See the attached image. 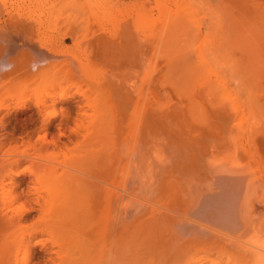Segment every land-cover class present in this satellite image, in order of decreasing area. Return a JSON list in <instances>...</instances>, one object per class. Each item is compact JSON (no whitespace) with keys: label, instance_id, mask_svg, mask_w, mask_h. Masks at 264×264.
<instances>
[{"label":"bare ground","instance_id":"bare-ground-1","mask_svg":"<svg viewBox=\"0 0 264 264\" xmlns=\"http://www.w3.org/2000/svg\"><path fill=\"white\" fill-rule=\"evenodd\" d=\"M212 7L220 19L205 32V54L180 46L182 54L166 55L175 71L154 54L164 71L149 61L141 81L120 77L107 97L103 88L121 63L113 65L119 72L110 66L120 61L107 64L113 74L101 82L76 56L67 77L14 83L23 75L17 50L34 64L55 57L60 43L31 33L43 20L24 5L0 8V95L7 90L11 99L0 97V264H264V0ZM162 9L156 31L137 32L142 46L173 24L188 27L189 19H168ZM189 26L204 35L201 25ZM72 30L60 37L79 42ZM130 37L129 47L139 43ZM128 52L122 75L139 70L133 61L146 53ZM178 53L210 61L193 73L177 64ZM160 71L159 80L151 76Z\"/></svg>","mask_w":264,"mask_h":264},{"label":"rangeland","instance_id":"rangeland-1","mask_svg":"<svg viewBox=\"0 0 264 264\" xmlns=\"http://www.w3.org/2000/svg\"><path fill=\"white\" fill-rule=\"evenodd\" d=\"M214 3H216V0H213V1H209V0H0L1 10L6 9V8H11V6H17L20 4L24 5L26 7V10L29 13H32V16L34 18L37 17L38 19H40V21L43 20V22H44L43 23L41 21L42 26H41V24H38L41 26L40 29L34 28L31 30V33H35V35H38V37H40L41 39L43 38L45 40H51V38H52L53 41L60 43L56 47V54H55L56 56L55 57L50 58V59H46V60H43L39 63H34V64H32V62H33L32 58L33 57H32V54L30 52H27L25 49L17 50L15 55H14V58L16 57L15 60H16L17 64H19V66L21 67V69L23 71V75L21 74V77L13 80V82L14 83H19V82L26 83V82H28L33 87V86H36L41 81L44 82L45 80H52L55 77H63V78L67 77L68 74L70 73V70H71V65H72L71 60L76 56H79V58L81 59L79 62V65L81 67L89 68V74L90 75L88 74V76H90V77L93 76V78H94L96 75L97 76L95 78L96 81H97V79H99L97 82H101L104 79L102 77H105V75L110 77L113 74V72L110 70L111 68L108 67L109 65L112 64L113 61H117V62L120 61V62H118L117 65H115L116 62H115V64L113 63L112 66H110V67H112V70H114V69L117 70V68L113 67V65L117 67L118 64L121 63V64H119L120 67L118 68V70L121 68L119 71L122 72V70H123L122 65H123L125 60L123 61L120 58L121 57L126 58L128 51H129L128 55H129L130 51H131L130 54L133 53L134 55H135V53L140 52V51H144V53L146 52L145 53L146 57L144 55L140 54V56L142 58L139 57L137 60H135L138 63L133 61V63L140 65V68H138L139 70H137L135 72H132V68H131V72L133 75H130V71L128 70L129 68H127L126 71H129V72H127L126 75H122V73H120L117 70L119 72V73L118 72L117 73L120 76H117L118 74H114L110 78L107 79L108 81L110 80V82H109L110 85H108L109 84L108 83L106 87H104V88L102 87L104 94H106L105 97H107V95H108L107 92L111 88V85L115 84V87H118V86L120 87L121 84L123 83V82L121 83V80L124 81V84H131L134 82L141 81V78L139 76H141L142 74H144L146 72L144 69L147 70L148 68H150V65H151L152 70L155 71L158 68V66L162 65V63H160V65L157 64V63H159V61H158L159 59H157V57L154 58V54H156V56H158V57H159V54L161 56L164 55L163 59L165 58L166 62L164 60L163 61L167 64L169 63L168 68L173 69V70L176 67L172 68L173 65H170V62H169L170 56L168 55V58H167L166 55L170 52L173 55L174 52L178 48H179V50L182 49V48H180V46L188 45L190 47V49L191 48L195 49L196 47H199V51L200 52L202 51L205 54L207 47H208V41H209V38H207L208 36L206 35V37H205V32L207 30H209L208 27L210 25V22L213 21L215 16L217 18V15L219 13V12L218 13L216 12L217 15L215 14V10L212 7ZM129 4L130 5L137 4V6H139V7H138V9H134V11H132L133 9H131V10L125 9L124 7L129 5ZM75 8L81 10V13H79L80 11L77 10V14L78 13L81 14L79 18H77L79 15L77 17L74 16V15H76L75 14L76 13ZM162 8H165L166 15H167L168 19L176 18L177 16L181 17V18L185 17V18L189 19L188 20L189 21L188 27H191V26H189L190 23L192 26H195L197 24L201 25L202 30L204 31L203 32L204 35L202 34L200 37V35L197 36L198 34L196 35L195 33H192L191 32L192 30L189 31L190 29H192V27L189 28L188 30H186L188 27L185 29V27H183V26H180V25L177 26V24L176 25L173 24L175 27L173 28L172 27L173 25L171 26V28H173V31L171 30L172 33L171 34L169 33L170 35L167 33V36H165V34H163L162 37L160 36L159 40H161V39L163 40V38H164L163 41L162 40L158 41L157 39H155V40L152 39V41H154V43H153L150 40L153 43V44L150 43L152 45V48H150L151 46L148 47L150 45L149 43L147 44V46H142L144 43L141 42V40L138 38L139 36H141V35H139L140 34L139 31L143 32V33L141 32L143 36H145L147 33H149L151 31L150 30L151 28H153V30L156 31L157 29H155V28L159 25L158 23H160V20H158V19H160L159 16L161 15L160 10L164 11ZM52 9H54V10L51 12ZM140 9H141V11L143 9H145V10H143L144 13L142 11L143 15L139 17L137 12H138V10L140 11ZM64 10H66V11H64ZM3 12H6V10H3ZM109 12L112 13L113 16H117V17L121 16V18H123V17L124 18L125 17L131 18L130 15H132V20L129 19L131 23L130 24L128 23L129 21H127L128 20L127 18L124 20L120 19L117 21H113L114 23L113 22L108 23L106 21L101 22L100 19H98L99 16H102L103 14L109 13ZM70 13L72 16L70 15ZM121 14H124V15H121ZM219 15H218V17L220 19ZM64 16H65V18H64ZM72 17H73V19L76 17L75 22H77L76 20L80 19L78 21L79 23H74L73 21H68V18H70L69 20H71ZM163 17L164 16H162L161 19H163ZM59 19H62L63 21H61ZM81 20H83V22L80 24ZM125 20H126V22H125ZM71 23H72V25H71ZM211 23L214 24V22H211ZM75 24H77L76 27H75ZM70 25L72 26V28L70 27ZM68 27H70L71 29L69 28V30H68ZM74 29H75V31H74ZM144 29H146V30L148 29L147 32ZM70 30H72V32L74 31V33L77 36H79V38H80L79 42H74L72 37H68V39L67 38L64 39L63 37H60V36H64L65 33L63 34V32H67ZM242 30L240 29V31H239V35H241V36L243 35L241 32L245 33L244 35H246L248 32L252 31V29L251 30L249 29L248 32L245 31L246 29H244V31H242ZM126 33H128L129 36H126ZM130 35H132V36L134 35L135 37H137L136 41L139 39L138 40L139 43H137V42L133 43L134 42V39H133L132 40L133 41L132 46H130L132 49L134 48L133 51H136L135 53L129 47V45L131 44V42H129L131 39ZM137 35H139V36H137ZM143 36H141V37H143ZM116 37L118 38L117 40L121 41L120 45L116 43L117 42V41H115ZM167 37H169V38L167 39ZM111 38H112L111 41H113V42L115 41L114 43H116V44H111V43H113V42H110V40H109ZM132 38H134V37H132ZM153 38H156V37L154 36ZM57 39H58V41H57ZM105 39L107 42L108 41L109 42L105 43V41H104ZM104 43L107 44L106 48L102 47ZM109 43H110V45H109ZM118 43H120V42H118ZM136 43L139 45L142 44L141 45L142 47L141 46L138 47V45ZM134 46L137 47V49H135ZM144 47H146L147 49L146 48L143 49ZM102 48H105V50L100 51V49H102ZM148 48L151 49V50L149 49V51H151V55L153 54L152 55L153 57L150 55ZM181 51L182 50H180V52ZM63 52L65 53V55L61 56V53H63ZM137 54H139V53H137ZM181 54H182V52H181ZM178 55L180 56L179 53H178ZM174 57H175V59L178 58L177 55ZM181 57L182 56H180L179 58H181ZM148 58H150V59L154 58L156 60L151 61L150 59L148 60ZM189 58H191V57H189ZM160 60L162 61V57L160 58ZM190 60H192V59H190ZM171 61H172V59H171ZM176 61H177V64L179 66L181 65V66L185 67V66L190 65L189 70H191V71L193 70L192 72L194 73V72H197V70L194 71L195 68L196 69L202 68L206 64V62L210 61V60H209L208 55H203L202 57H197V58L195 57V59L193 61L185 60V58H183V57H182V59H180V60L177 59ZM109 62H111V64ZM140 62L142 63V65ZM147 62H149L148 64H150V65L146 64ZM108 63H109V65L107 66ZM153 63H156L157 65H154ZM174 63H176V62H174ZM129 64H126L127 67H130V66H128ZM135 64H132V65L134 66ZM145 64L147 66H145ZM167 64H165V66H167ZM105 66H107L108 69L105 68ZM162 66H160L159 68H162ZM179 66H177V67H179ZM102 67L106 70V73L109 75H107L106 73L103 74V71L101 70V69H103ZM124 67L126 68V66H124ZM191 68H193V69H191ZM116 70H115V72H116ZM140 70H141V72H140ZM161 70L164 71V68H162ZM184 70L186 71V69H184ZM138 71L140 72L139 75L135 74V73H138ZM143 71H144V73H143ZM165 71H166V69H165ZM167 71H169V70H167ZM128 73H129V75H128ZM165 73L167 74L166 76H168V73L167 72H165ZM34 74L36 75V78H33ZM160 74H163V72L160 71L155 75L153 73V75H151V76L154 77L155 79H158ZM187 74H189V72H187ZM198 74H200V73H197L196 75H198ZM98 76H100V77H98ZM115 76H117V77H115ZM125 76H129V77L125 78ZM132 76H133V78H132ZM143 76H142V78H143ZM175 76H177V75H175ZM178 76H180V75L178 74ZM182 76L185 77V75H182ZM114 77L116 79H118V77H119L118 82L122 78L119 82L120 84H117L118 82L116 81V79L113 80ZM105 78H107V77H105ZM164 78H165V75H164ZM194 78H197V76ZM111 81H114V82L116 81V82L112 83ZM13 82L10 81V84H12ZM6 91L7 90H5L3 92L4 95H2V96L0 95V97H1V99L4 97V99H2V100H4V101L6 100L7 103H9V102H11V99L9 96L10 94L9 95L6 94V93H8V91L7 92ZM33 92L34 91L30 90L27 93L33 94ZM30 113H32V110H26L24 113L19 114L18 117L23 119V122H24V119ZM262 115L264 116V111H263ZM258 118L260 120L261 118L263 119L264 117L260 118V116H259ZM258 118H257V120H258ZM259 125H260V123H259ZM261 125L259 126V129H260V127H262L263 131H264V127H263L264 126V120L261 123ZM262 138L260 140L264 139V138L263 139ZM262 142L260 143L259 146L263 145ZM262 148L264 149V146ZM254 163L255 162L253 161V164Z\"/></svg>","mask_w":264,"mask_h":264}]
</instances>
